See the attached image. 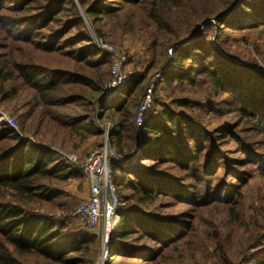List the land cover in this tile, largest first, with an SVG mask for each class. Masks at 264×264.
<instances>
[{"label": "trees", "instance_id": "1", "mask_svg": "<svg viewBox=\"0 0 264 264\" xmlns=\"http://www.w3.org/2000/svg\"><path fill=\"white\" fill-rule=\"evenodd\" d=\"M2 1L3 7L6 3L12 5L0 8V12L6 10L17 16L24 15L27 22L22 29L17 25L6 28L13 42L22 46L17 54L12 46L9 48L11 57L5 55L0 59L1 99L11 98L23 88L33 91L35 101L30 112L34 117L43 118L41 123L47 121L50 129L54 127V139L64 145L81 142L86 133L103 135L99 121L112 122L111 135H116V139L112 141L111 137L109 143L118 151V161L113 162V180L120 199V221L112 233L110 251L113 255L146 259L143 264L154 263L167 247L186 236L188 227L192 228L193 224H186L184 233L180 224H172L176 220L155 215L151 209H157L164 197L192 201L204 196L202 186L183 189L176 180L155 171L170 162L196 176L213 175L210 171L217 151L211 146L207 155V146H200L206 129L194 128L191 116L170 108L158 98L145 113L138 132L133 110L137 101L135 93L143 90L146 74L129 76L116 102L109 104L104 99L110 80L111 54L94 46L77 2L91 18L97 36L104 35L99 24L105 22L106 17L119 15L127 7L142 6L147 16L165 31L161 40L164 46L161 66L167 65V71L162 82L184 84L196 83L200 77L209 79L216 90L213 96L235 103V108L256 119V126L264 131L261 121L264 120V88H260L258 82L248 86L252 75L245 80V70L225 62L209 44L208 35V29L215 25L243 27L248 10L252 11L254 19L248 25L264 23V0H256L252 7L248 0ZM111 1L118 4L112 5ZM169 48H174L170 60ZM190 59L195 62L188 63ZM153 62L154 59L149 68L154 66ZM77 103H81L86 112L81 113L73 106ZM181 104L188 107L190 100H182ZM160 105L162 110L158 115L156 110ZM202 106L210 108L212 102H204ZM24 130V125L17 131L0 123V190L8 188L20 195L47 196L53 179L86 176L81 168L58 161L49 149L24 139ZM125 159L127 166L118 164ZM147 160L151 162L144 164ZM116 170L121 173L120 180L115 178ZM208 191L209 187L205 196ZM201 202L200 206L206 201ZM27 213L20 204L0 200V233L22 253L70 261L72 258L65 257L96 241L95 236L84 232L67 236L64 226L57 227ZM132 235H135L132 239L141 237L140 241L156 237L159 247L150 250L134 246L132 239L129 240ZM257 259L264 264V259ZM0 264L19 263L9 257H0Z\"/></svg>", "mask_w": 264, "mask_h": 264}, {"label": "rangeland", "instance_id": "2", "mask_svg": "<svg viewBox=\"0 0 264 264\" xmlns=\"http://www.w3.org/2000/svg\"><path fill=\"white\" fill-rule=\"evenodd\" d=\"M116 3L118 4L111 1L112 5ZM254 3L256 0H248L250 7ZM2 4L4 3L0 0V8L8 7L11 3H6L5 7L1 6ZM77 6L83 18V25L91 36L97 35L91 18L84 13L78 2ZM251 16L252 11L248 10L244 17L245 24L240 28L221 24L220 27L215 25L213 29H208L209 44L225 62L236 66L238 70H245L243 74L245 80L252 75L248 86H255V82H258L263 89L264 23L257 26L248 25L254 20ZM16 20L23 21L19 24L13 23ZM26 22L24 15L17 16L6 10L0 12L2 46L0 59L5 55L6 58L10 56L9 48L12 46L16 54L20 52L19 48L22 46L16 41L13 42L10 38L11 32L6 28L17 25L16 27L22 29ZM99 26L104 32L103 38L110 41L119 51L128 54L129 62L126 67L128 75L146 74L143 90L135 93L137 101L133 110L136 120L138 108L150 83L154 81L156 73L164 67L161 66L164 59V46L161 40L165 31L147 16L142 6L127 7L119 15L106 17L105 22ZM171 49H168L169 60L172 59ZM152 59L154 66L149 68ZM191 62L195 61L190 59L188 63ZM200 78L196 83L184 84H179L178 81L167 84L162 82V78L153 90L149 109L154 106L155 98H158L170 108L191 116L195 122L192 123L194 128L206 129L200 146H207V155L211 146H214L217 155L214 156L216 162L210 171L213 175L208 173L205 177L196 176L170 162H165L160 171H155L176 180L183 189L192 185L202 186L204 196L200 199L194 198L192 201L179 197H164L162 199L164 202L157 209H151L150 212L155 215H164L167 220H176V223L172 224L175 226L180 224L178 226L185 230L184 233L187 231L186 224L189 226L192 223L193 227H188L187 235L167 247L154 263L150 261L147 264H261L257 258L264 259V131L256 126L258 124L256 119L235 108V103L226 98L213 96L216 92L213 83L209 79ZM124 87L112 97L107 96L105 89L104 99L109 104L116 102ZM21 92L7 99L0 97V116L14 120L13 124H10L0 117L1 123H6L17 131H21L24 125L23 138L49 149L58 161L72 166L62 157L63 153L75 152L80 159H85L92 150L99 148L111 137L112 141H115L116 135H111L112 122L105 119L99 121L103 135L86 133L84 139L75 145L62 144L61 141L54 139V127L51 126L50 129L47 121L41 123L43 118L34 117L30 112L35 101L34 92L24 88ZM186 99L190 100L188 107L181 104V101ZM204 102H212V107L204 110L202 106ZM73 106L81 113L86 112L81 103ZM161 110L160 105L156 113L160 115ZM262 117L264 118V111ZM137 126L139 132L141 128ZM114 148L118 152L115 145ZM150 162L147 160L144 164ZM118 164L127 166L126 159L119 161ZM120 174L119 170L115 171L116 180L117 177L120 180ZM212 176L215 178L210 179V182H204ZM207 187L210 188V192L208 191L205 196ZM50 188L47 196H40L39 193L34 196L20 195L8 188L1 189L0 200L20 204L27 214L39 216L56 224L57 227L64 226V233L67 236L84 232L95 236L96 241L66 256L65 258H72L68 261L62 258H47L36 253H22L0 233V257H9L19 264L146 263V259H139L135 255H113L110 251L112 236L106 244L103 222L100 221L97 226H89L74 216L80 201L90 195V182L86 176L53 179L50 181ZM201 200L206 201L202 206ZM119 221L120 217L117 222ZM134 236L132 235L129 240ZM139 238L131 240L134 246L147 247L150 250L159 247L156 237L150 236L141 241Z\"/></svg>", "mask_w": 264, "mask_h": 264}, {"label": "built area", "instance_id": "3", "mask_svg": "<svg viewBox=\"0 0 264 264\" xmlns=\"http://www.w3.org/2000/svg\"><path fill=\"white\" fill-rule=\"evenodd\" d=\"M92 38L96 48L111 54L110 80L106 90L108 97L116 96L119 89L128 82L129 75L126 70L129 62L128 54L125 51H119L102 36L93 34ZM173 51L174 48L170 50V58L173 56ZM166 71L167 65L156 73L154 81L150 83L136 114L137 125L142 124L145 113L151 107L154 87L163 78ZM0 117L7 123L13 124L14 122L12 118ZM62 157L72 166L80 167L90 182V195L80 201L74 216L85 221L89 226H97L102 221L107 244L119 219L120 199L113 180V162L118 161L116 149L106 140L99 148L92 150L85 159H80L75 152H65Z\"/></svg>", "mask_w": 264, "mask_h": 264}]
</instances>
